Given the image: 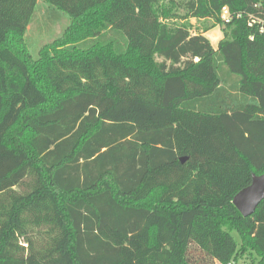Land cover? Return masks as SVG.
Wrapping results in <instances>:
<instances>
[{
    "label": "trees",
    "instance_id": "obj_1",
    "mask_svg": "<svg viewBox=\"0 0 264 264\" xmlns=\"http://www.w3.org/2000/svg\"><path fill=\"white\" fill-rule=\"evenodd\" d=\"M39 1L69 23L33 57ZM255 55L264 0H0V264H264V200L232 203L264 172Z\"/></svg>",
    "mask_w": 264,
    "mask_h": 264
},
{
    "label": "rangeland",
    "instance_id": "obj_2",
    "mask_svg": "<svg viewBox=\"0 0 264 264\" xmlns=\"http://www.w3.org/2000/svg\"><path fill=\"white\" fill-rule=\"evenodd\" d=\"M190 22L193 29L196 30H203L204 27H207V30L204 32L205 36L209 39L214 48L217 47L218 41L222 38L220 26L214 24V22L209 19H190ZM68 23L69 20L65 13L50 10L47 3L39 1L36 7V17L28 26L25 36L31 55L36 57L40 47L45 44H52L55 42V39H60L63 36ZM170 23L174 24L176 21L170 20ZM255 56L256 57L252 59V62H249V67L253 73L259 71L261 61L264 59V55L263 58L259 55Z\"/></svg>",
    "mask_w": 264,
    "mask_h": 264
},
{
    "label": "water",
    "instance_id": "obj_3",
    "mask_svg": "<svg viewBox=\"0 0 264 264\" xmlns=\"http://www.w3.org/2000/svg\"><path fill=\"white\" fill-rule=\"evenodd\" d=\"M262 200H264V172L259 175L253 174L251 183L234 195L232 203L245 217L251 215Z\"/></svg>",
    "mask_w": 264,
    "mask_h": 264
},
{
    "label": "built area",
    "instance_id": "obj_4",
    "mask_svg": "<svg viewBox=\"0 0 264 264\" xmlns=\"http://www.w3.org/2000/svg\"><path fill=\"white\" fill-rule=\"evenodd\" d=\"M221 18H222V20H224L226 22L229 21V18H230L229 12H228L226 7H223L221 10Z\"/></svg>",
    "mask_w": 264,
    "mask_h": 264
}]
</instances>
